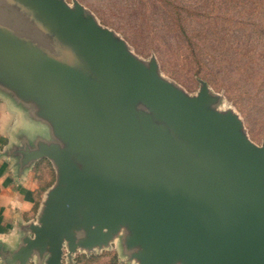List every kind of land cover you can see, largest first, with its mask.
Segmentation results:
<instances>
[{
  "label": "water",
  "instance_id": "obj_1",
  "mask_svg": "<svg viewBox=\"0 0 264 264\" xmlns=\"http://www.w3.org/2000/svg\"><path fill=\"white\" fill-rule=\"evenodd\" d=\"M50 35L81 67L41 46ZM0 94L28 125L3 153L18 178L42 159L56 174L1 264H74L114 243L129 264H264V145L206 84L189 95L76 1L0 0Z\"/></svg>",
  "mask_w": 264,
  "mask_h": 264
},
{
  "label": "rangeland",
  "instance_id": "obj_2",
  "mask_svg": "<svg viewBox=\"0 0 264 264\" xmlns=\"http://www.w3.org/2000/svg\"><path fill=\"white\" fill-rule=\"evenodd\" d=\"M65 1L89 10L141 60L155 57L161 75L189 95H197L206 84L222 97V110L238 115L249 139L264 145V0ZM12 15L39 32L49 22L40 12L28 15L19 8ZM40 43L57 59L81 67L52 35ZM74 264L129 263L114 243L102 251L78 252Z\"/></svg>",
  "mask_w": 264,
  "mask_h": 264
},
{
  "label": "crops",
  "instance_id": "obj_3",
  "mask_svg": "<svg viewBox=\"0 0 264 264\" xmlns=\"http://www.w3.org/2000/svg\"><path fill=\"white\" fill-rule=\"evenodd\" d=\"M27 126L21 111L14 108L11 101L0 94V242L12 249L19 241L16 225L36 221L45 194L56 180L55 170L47 159L39 160L18 178L14 161L3 155L15 141L16 134ZM43 161L46 163V169L53 173L50 186L44 190L41 189L37 171V166Z\"/></svg>",
  "mask_w": 264,
  "mask_h": 264
},
{
  "label": "trees",
  "instance_id": "obj_4",
  "mask_svg": "<svg viewBox=\"0 0 264 264\" xmlns=\"http://www.w3.org/2000/svg\"><path fill=\"white\" fill-rule=\"evenodd\" d=\"M37 171L39 173V179L41 181V189H46L50 186L51 181L53 180V173L51 170L46 169V163L43 161L37 166Z\"/></svg>",
  "mask_w": 264,
  "mask_h": 264
}]
</instances>
